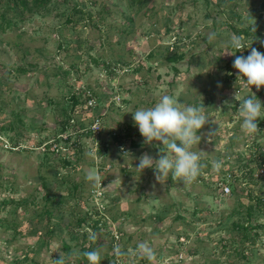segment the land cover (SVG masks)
<instances>
[{
  "label": "rangeland",
  "instance_id": "obj_1",
  "mask_svg": "<svg viewBox=\"0 0 264 264\" xmlns=\"http://www.w3.org/2000/svg\"><path fill=\"white\" fill-rule=\"evenodd\" d=\"M76 1L84 14L73 17L84 19L68 23L70 1L52 0L17 14L12 0H0V264H26L21 260L36 246L35 236L15 234L12 227L41 210L44 192L38 176L52 178V166L43 165L44 153L54 158L55 152L38 146L58 140L67 118L64 111L70 108L69 95L80 84L94 93L96 101L92 107L81 104L73 119L88 124L99 116L102 130L93 149L88 137L75 139L77 133L66 125L70 140L83 141L85 160L65 170L85 193L95 187L86 181V171L101 177L104 213L116 218H111L110 226L120 234L118 246L135 250L147 241L156 251L155 264H231V260L264 264L262 230L254 248L239 241L236 252L230 220L217 229L221 216L237 207L238 188L245 189L240 201L246 203L250 192L259 191L261 180L245 178L244 184L225 195L217 193L212 183L220 173L212 168L214 160L223 161L227 169L247 160L256 143L264 142V119L258 121L261 130L255 135L244 134L239 126L235 93L251 95V91L237 78L232 67L235 56L227 54L234 51L227 42L235 33L225 23L231 20L240 29L256 27L259 34L249 36L246 43L264 53V0H223L226 4L219 10L205 0ZM210 32L216 34L211 42ZM174 35L183 58L168 62L160 53L172 45ZM250 51L246 48L235 55L247 56ZM252 92L264 104V87L259 91L253 87ZM162 95L174 96L182 105L206 107L210 121L198 133L202 137L198 149L204 151L207 164L205 182L198 178L185 185L169 175L160 183L155 169L142 173L135 169L144 153L158 159L166 151L160 142L144 143L132 115L139 108L154 106ZM8 143L20 147L11 149ZM88 151L95 155L89 158ZM74 203L68 198L62 207ZM78 207L84 208L81 200ZM164 210L159 219L157 214ZM63 239L53 237L50 250L44 247L31 255L43 263L54 251L64 255L67 264H80L79 258L68 259L67 237ZM70 244L72 250L76 248V241ZM100 249L101 264H113L106 258L110 255L106 248ZM242 253L250 262H244ZM119 258L127 264L126 257ZM136 263L150 264L141 257Z\"/></svg>",
  "mask_w": 264,
  "mask_h": 264
},
{
  "label": "trees",
  "instance_id": "obj_2",
  "mask_svg": "<svg viewBox=\"0 0 264 264\" xmlns=\"http://www.w3.org/2000/svg\"><path fill=\"white\" fill-rule=\"evenodd\" d=\"M52 0H12V5L14 6L17 14H20L23 9L31 7H41L50 3ZM70 1L69 12L65 17V21L68 23H77L79 20H83L84 17H80V19H75L73 17L74 13H80L83 15L84 10L79 6L76 0H64V2ZM207 4L213 5V7L221 8L225 6V1L223 0H205ZM28 2H31L32 6L28 5ZM5 14L3 15V17ZM88 21L90 19L88 18ZM226 25L229 29H231L237 35H243L246 39L251 35H258L259 31L255 27L248 25L247 27L238 28L235 22L231 20H225ZM77 42V41H76ZM178 37H175L174 41L171 43V46L166 47L167 50L165 53H160L162 58L168 62H175L183 58L182 53H178L177 47ZM170 47V48H169ZM155 56L154 52H150L149 58H153ZM110 63L106 62V66L109 67ZM94 95V93H93ZM87 96L84 92H76L72 91L69 95V103L70 108L64 111L67 118L62 121L63 127L60 132H63L67 129L66 125H69L74 129L77 133V137H88L89 133L86 131H82L87 124H84L82 121H74L73 116L77 113L78 108L81 104L86 102ZM72 115V116H71ZM69 119H72V122H69ZM7 126H2L6 129ZM69 129V128H68ZM73 133V134H76ZM119 137V136H118ZM72 138V135H68V139ZM117 138V137H115ZM75 145H72L71 152L68 155H62L61 153H56L52 155L50 158L47 154L44 153V158L46 159L43 165L52 166V170L54 172L52 178L39 174L38 180L39 185L43 189V204L41 205V210L31 214L27 218V222L18 225V223H14L18 227H12L15 234H22L24 236H35L36 246L33 250L27 252L21 262H26V264H54V260L59 258V254H55L54 251H51L50 258L43 263H40L33 255L39 253V251L46 247L48 250L52 248L51 240L53 237H67V243H65V249L71 253V244L70 241H76V248L81 253L84 251H90L93 249H97L100 247H104L107 250V254L110 253L106 258H110L113 261V264H117L115 260V254L113 252V236L111 235V226L110 221L111 218H115L114 216L109 217V219H105L103 215H101L98 211L96 205L92 203L91 193H85L82 188H80V183L75 181V179L71 178V175L65 168H76L79 161H84V145L83 141H74ZM257 148L250 154L247 160L242 161L241 163L232 165L227 169L221 168L220 172L224 173L225 171H230L233 175L236 176L237 171L242 170V176L244 178L250 179L252 181H260V188L255 194L250 192L248 194L247 202L242 203L240 201V197L245 191L244 188L240 185H233L232 190L235 187L238 188V194L235 195L237 200V207H233L226 215H222L219 219L217 229L224 228L230 220L231 224V232L233 244L235 246L233 249L238 250V246L236 243L239 241L242 242V246L248 245L250 248H254L256 244L257 235L261 232H264V219L259 221V218H264V179L261 177H254L253 171L255 166H260L264 163V142H257ZM100 149H97L98 154H100ZM240 154V153H239ZM252 162V163H251ZM253 164V165H251ZM207 171V170H206ZM200 181L205 182L204 173L198 177ZM234 191H232L233 193ZM231 193V194H232ZM74 199L75 203L68 207H62L64 203L67 202V199ZM81 200L84 203L83 207H78L76 209V204ZM26 201V200H25ZM161 213V214H160ZM166 211L159 212L157 216L161 219ZM38 218L35 223L34 219ZM17 218L14 216L12 220H16ZM116 219V218H115ZM101 220V222H100ZM100 222V224H99ZM20 227V228H19ZM26 229L23 231V229ZM90 230L97 234L96 241H90L88 239ZM24 232V233H23ZM259 232V233H258ZM63 239V240H64ZM124 250V248H122ZM238 252V251H236ZM68 253V254H69ZM242 257L246 259L245 263L248 261V257L242 253ZM104 258H102L103 260ZM244 259V260H245ZM80 264H88V261L83 256L79 257ZM231 264H236L232 260ZM138 264V263H136ZM216 264V262H213Z\"/></svg>",
  "mask_w": 264,
  "mask_h": 264
},
{
  "label": "clouds",
  "instance_id": "obj_3",
  "mask_svg": "<svg viewBox=\"0 0 264 264\" xmlns=\"http://www.w3.org/2000/svg\"><path fill=\"white\" fill-rule=\"evenodd\" d=\"M215 38L214 32L208 34L210 42ZM261 43L264 44V41ZM227 46L234 50L227 54L235 56L232 67L237 70V78L242 79L244 87L251 91V95L235 93L234 99L239 102V126L244 134L255 135L261 130L258 121L264 119V104L252 92V88L255 87L259 91L264 87V53L248 46L243 35L232 34ZM246 48H251L247 56L235 55ZM205 108L204 104L182 105L174 96L162 95L154 106L135 110L132 113L133 120L144 143L151 145L153 142H160L163 145L162 148L166 149L164 152L161 151L163 154L158 159L144 153L139 157V163L135 169L141 173L148 168L155 169V179L160 183L169 175L174 181L179 180L185 185L194 183L207 167L204 162V151L198 149L202 139L198 133L210 121ZM215 132H210L209 135L212 136ZM94 155L91 151L86 152L89 158ZM222 166L221 160L212 162V168L217 172ZM85 179L93 186L101 184V177L93 170L86 171ZM115 182L116 180L112 183ZM88 239L96 241L97 234L90 230ZM102 252V249L97 248L81 253L73 248L68 254V259L83 256L88 264H101ZM114 254L116 257H126L127 264H135L137 257L146 259L150 264H155L157 261L156 251L147 241L140 242L135 250L125 251L120 246H116ZM54 264H67L65 256L59 254Z\"/></svg>",
  "mask_w": 264,
  "mask_h": 264
},
{
  "label": "built area",
  "instance_id": "obj_4",
  "mask_svg": "<svg viewBox=\"0 0 264 264\" xmlns=\"http://www.w3.org/2000/svg\"><path fill=\"white\" fill-rule=\"evenodd\" d=\"M175 37V35L173 36ZM175 39V38H174ZM74 91L76 92H84L85 95L87 96L86 98V106L88 107H92L95 104V95H93V93L89 90L86 89V87L83 84L80 85H76L74 88ZM72 122V119H71ZM102 130V122L99 116H93L91 118V120L89 121V123L87 124L86 127H84L82 129V131H86L89 133L88 138L90 139L91 143H92V147L93 149H96L99 141H98V135L100 134ZM70 131L69 130H65L63 132H60L58 134V140L56 139H51L48 142H44L42 145L38 146V148L42 151L48 149L49 151H54L56 153H61L62 155H68L69 154V149L71 148L70 146L72 144H76V142L68 139V135H70ZM8 148L14 149V148H19L20 145L18 143V145H10L5 144ZM120 148L122 150H124L123 146L121 145ZM243 171L239 170L237 171L236 176L233 175L230 171H225L224 173H217L215 176H213V187L215 188V190L217 191V193H219L220 195H225V194H230L232 193V187L233 185L237 184V185H242L244 184V177L242 176ZM253 175L254 177L258 178V177H264V163H262V165L260 166H255L254 171H253ZM91 200L92 203L94 205H96V207L98 208V211L101 215L104 216L105 219H109L108 216L105 215L104 213V208L106 206V204L104 203V198H105V194H104V188H103V184L101 181L100 185L95 186L91 191ZM101 222V220H100ZM99 222V224H100ZM111 235L113 236V248H115L116 246H118V241H119V232L117 231V229H111ZM116 263L117 264H125L124 261L117 257L116 258Z\"/></svg>",
  "mask_w": 264,
  "mask_h": 264
}]
</instances>
